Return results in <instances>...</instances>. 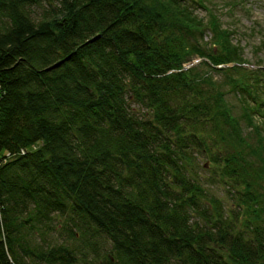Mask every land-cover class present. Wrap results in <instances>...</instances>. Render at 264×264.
Segmentation results:
<instances>
[{"label":"trees","instance_id":"obj_1","mask_svg":"<svg viewBox=\"0 0 264 264\" xmlns=\"http://www.w3.org/2000/svg\"><path fill=\"white\" fill-rule=\"evenodd\" d=\"M210 5L0 0V264H264V45Z\"/></svg>","mask_w":264,"mask_h":264},{"label":"rangeland","instance_id":"obj_2","mask_svg":"<svg viewBox=\"0 0 264 264\" xmlns=\"http://www.w3.org/2000/svg\"><path fill=\"white\" fill-rule=\"evenodd\" d=\"M225 0H211L210 6H212L224 28L233 30L231 35L232 43L238 45L242 48V55L245 60L249 63L257 61V58L251 53L254 46L262 43L264 45V0H238V2H233L230 7L232 11L230 15L228 10L224 5ZM233 6V8H232ZM194 13L199 18H205V13L202 9L194 7ZM252 30V31H250ZM264 65V47L261 48L259 54L257 55ZM210 169H202L200 174L209 177L211 184L215 183L218 179L217 177H212L214 171ZM213 185V184H212ZM213 192L220 196L218 185H213ZM56 235L52 237L55 238ZM57 238L52 241L53 243L58 242ZM106 247L109 244L106 243ZM82 252L86 253V256L91 257L92 254L88 249H83Z\"/></svg>","mask_w":264,"mask_h":264},{"label":"built area","instance_id":"obj_3","mask_svg":"<svg viewBox=\"0 0 264 264\" xmlns=\"http://www.w3.org/2000/svg\"><path fill=\"white\" fill-rule=\"evenodd\" d=\"M20 153L23 154V151H20ZM7 158H8V154H4V158L1 160L2 163H4Z\"/></svg>","mask_w":264,"mask_h":264}]
</instances>
